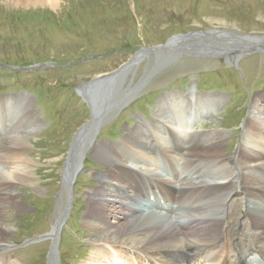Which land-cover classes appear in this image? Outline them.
<instances>
[{"label":"rangeland","instance_id":"obj_1","mask_svg":"<svg viewBox=\"0 0 264 264\" xmlns=\"http://www.w3.org/2000/svg\"><path fill=\"white\" fill-rule=\"evenodd\" d=\"M209 30L264 37V0H59L54 5L0 0V66L14 69L0 68V104L13 100L8 105L15 114L23 118L32 115L41 125L28 139L32 148L26 154L32 163L25 164L37 173L39 183L15 188L22 210L12 208L2 198L4 219L0 230L11 228L4 240L15 246L14 250L10 245L14 255L17 252L22 259L16 261L14 256L12 264H48L51 241L46 236L51 232L53 216L65 208L69 216L56 249L59 264H101L91 259L95 256V252H89L93 243L81 217L89 208L86 199L98 185L96 176L102 175L105 168L89 152L85 158L80 157L82 172L74 182L73 197L69 200L62 179L69 148L80 129L91 120L88 107L75 93L76 87L117 71L140 48L161 45L175 35ZM252 50H239L217 59L181 57L158 62L155 56L143 58V54L142 60L136 61L138 66L120 75L112 87L105 81L100 84L102 93L110 90L124 94L146 78L129 106L95 108L101 126L94 134V142L118 146L127 130L138 122L151 126L157 120L158 104L173 102L177 97L183 100L194 91L202 100L206 96L207 100L221 96L226 107L218 112L212 108L208 118L196 115L192 133H224L227 154L234 153L242 141L248 149L262 150L251 139L245 140V121L252 100L264 96V53L245 55L244 51ZM241 51L243 56L238 53ZM237 54V64L228 61ZM41 65L47 68H38ZM22 67L33 68L19 70ZM93 96L95 105L97 101L105 103ZM25 99L30 101L31 110L27 109ZM185 116L182 114L176 120L171 112L160 126L181 135L192 134L187 132ZM25 121L19 122L17 130L28 128ZM8 129L10 132L11 128ZM83 133L85 139L87 132ZM155 133L157 143L164 146V133L162 137V131L155 129ZM5 141L0 137L2 144ZM185 158L187 163L190 158ZM138 163L144 169L145 164ZM129 164L136 166L137 162ZM193 164L196 166V161ZM19 165L11 163L10 168L0 171L10 180L14 168L21 170ZM215 168L218 167L210 168V172Z\"/></svg>","mask_w":264,"mask_h":264},{"label":"bare ground","instance_id":"obj_2","mask_svg":"<svg viewBox=\"0 0 264 264\" xmlns=\"http://www.w3.org/2000/svg\"><path fill=\"white\" fill-rule=\"evenodd\" d=\"M24 1L54 5L59 0ZM178 40L177 45L181 48L201 54L232 56L239 50L250 48H253V52L264 50L263 36H243L223 30H210L209 34L204 32L189 34ZM148 54L141 52L117 71L99 76L93 80L94 82L76 88L90 107L91 120L86 128L85 125L80 129L69 148L62 179L69 200L71 196L73 197L74 182L82 172L81 159L86 157L87 152L105 168L102 175L96 176L98 185L86 199L85 203L89 208L82 213L81 222L90 236L89 241H92L93 247L101 243V246L111 250L107 256V250L96 248L95 256L93 255L91 259H97L101 264H130L119 258L115 252L120 249H127L136 255L135 262L132 260L134 264H141L143 260L141 254L148 261L154 257L153 259H158L159 262L165 261L170 264L185 261H192L193 264H241L245 257L253 252L264 256V96L254 97L249 117L245 121L247 131L245 140L251 139L255 145L262 148L260 151L248 149L240 142L234 153L227 154L225 150L228 140L224 133L181 135L168 127L161 128V121H167L166 115L171 112L176 116V120L182 114L187 116L189 113L205 118L211 114L210 107L218 112L224 105L225 99L204 101L198 98L194 91L190 95L194 98L184 101L177 97L173 102L158 104L157 120L149 127L138 122L134 128L127 130L118 146H105L94 142L96 140L94 134L101 126L95 108L126 106L146 78L124 94H121V91L110 90L102 93L100 91L104 89L100 84L105 81L108 87H112V83L115 84L120 75L138 66L139 63L136 61L151 56ZM238 57L239 54L228 61L237 64ZM161 59L163 58L155 57L156 62ZM93 95L104 99L105 103L97 101L95 105ZM8 104V101L6 104L5 102L3 105L0 104V135L8 127L12 132L5 135V143L0 142V161L7 158L6 162L0 164L2 167L0 169L10 168L11 163H21L22 166H19L22 168L21 170L14 168L10 180L5 179L0 171V222L4 219L1 211L4 204L2 198L5 197L12 208L22 210L18 206L15 188L21 185L31 187L39 183L37 173H33L31 166L25 164L32 163L30 156L26 154L32 148L28 139L40 130L41 125L37 124L38 119L32 115L23 118L19 117V114L17 116L8 114L12 111ZM22 119H26L28 128L15 129ZM155 129L160 132L164 129L166 143L162 147L157 143V139L153 138ZM83 131L87 132L85 139ZM156 151L163 154L162 161L172 169L173 175L176 174L173 168L175 160L190 158L183 172L187 171L191 177L182 175L186 178L183 180L187 182L175 183L174 190L170 188L171 183L159 180L160 176L155 175V172L148 174L145 171L148 176L139 177L128 167L129 162H137L136 171H141L138 162L147 164L150 158L155 156ZM193 161L194 163L196 161V166L191 165ZM213 167H218L219 170L210 172V168ZM143 181L157 187L164 185L167 192L173 193L169 195V200L174 198L176 190H179L178 199H185L186 202V207L180 210L183 213L171 218L168 217L169 214L163 216L160 212L145 215L141 212L134 213L127 205V199L134 197L136 200L139 197L141 194L139 188ZM65 211L66 208L62 213L53 216L51 232L46 236L51 241L48 264H59L55 246L57 231L63 225ZM10 229L0 230V264L14 263L11 260L14 258V252L4 240V237L10 234ZM107 257L114 260L109 259L107 262Z\"/></svg>","mask_w":264,"mask_h":264},{"label":"water","instance_id":"obj_3","mask_svg":"<svg viewBox=\"0 0 264 264\" xmlns=\"http://www.w3.org/2000/svg\"><path fill=\"white\" fill-rule=\"evenodd\" d=\"M206 34H209V31H203ZM203 32H199V31H194V32H189V34H195V33H203ZM189 34H179V35H175V37H172L170 39H168L165 43L161 44V45H157L154 46L152 48H144V49H140L138 50L133 56L141 53V52H146L149 53L151 55H154L155 57L158 56L159 58H163V59H176V58H180V57H195L198 59H204V58H212V59H217L218 57H223V56H229L228 54H213V53H197L194 51H188L187 49L181 48L180 46L177 45V42L179 41L178 38H185L186 36H189ZM177 41H176V40ZM242 52V51H241ZM238 52L241 56L244 55V53L242 52ZM264 53V50L261 51H254V52H248L247 54H255V53ZM148 54V55H149ZM235 54V53H234Z\"/></svg>","mask_w":264,"mask_h":264}]
</instances>
